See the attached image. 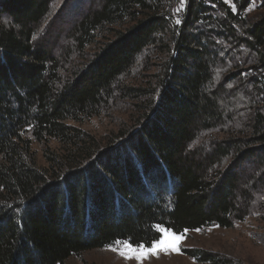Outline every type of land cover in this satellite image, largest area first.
I'll list each match as a JSON object with an SVG mask.
<instances>
[{"label": "trees", "instance_id": "16d2710c", "mask_svg": "<svg viewBox=\"0 0 264 264\" xmlns=\"http://www.w3.org/2000/svg\"><path fill=\"white\" fill-rule=\"evenodd\" d=\"M76 1L59 49L51 24L43 28L54 0H0V264H65L116 239H157L161 222L232 227L264 208V14L243 15L253 0H232L235 12L224 0H188L180 13V0ZM106 26L117 27L113 38L67 75L69 52L83 53ZM226 40L232 66L218 81L217 41ZM158 43L157 93L120 85ZM120 94L148 104L118 142L72 124ZM31 138L60 145L46 150L47 166Z\"/></svg>", "mask_w": 264, "mask_h": 264}, {"label": "rangeland", "instance_id": "374dc122", "mask_svg": "<svg viewBox=\"0 0 264 264\" xmlns=\"http://www.w3.org/2000/svg\"><path fill=\"white\" fill-rule=\"evenodd\" d=\"M224 1L228 2V0ZM61 8L62 10L59 12ZM80 8L79 1L76 0H54L51 13L43 28L51 24L52 29L48 37L58 38L59 49L68 45V41L65 40L66 37L64 38L63 29L67 28ZM262 14H264V0H253L243 15L258 17ZM113 28L117 27L106 26L99 30L96 40L88 45L83 53L69 52L68 57L63 61L69 69L66 72L67 75L83 66L82 64L90 59L104 43L113 38L115 34ZM118 28H123V26H118ZM57 35H61V37H57ZM217 45L220 49V60L215 77L218 81H222L224 72L232 66L228 60L234 54L235 46L227 40L217 41ZM163 48L164 46L158 43L143 51L131 70L122 77L120 85L133 90L138 88L150 90V93H157L162 65L166 59ZM140 104L146 106L148 102H141V100H135L133 97L123 98L120 94L109 101L100 114L85 119L81 123H70L80 125L99 138L103 144L110 141L118 142L121 140L119 135H126L141 124L144 118V109H141ZM31 140V149L37 165L40 167L47 166L46 150L58 151L60 145L55 140L44 143L33 138ZM194 249L208 250L225 255L232 258L234 264H264V208L258 204L245 220L235 223L232 227L214 225L202 228L199 232L188 231L185 240L182 242L181 253H161L158 257L153 256L144 260L143 264H196V260L187 254V251ZM65 264H137V261L135 259L125 260L118 253L103 247L73 255L65 260Z\"/></svg>", "mask_w": 264, "mask_h": 264}, {"label": "snow or ice", "instance_id": "6c2138e0", "mask_svg": "<svg viewBox=\"0 0 264 264\" xmlns=\"http://www.w3.org/2000/svg\"><path fill=\"white\" fill-rule=\"evenodd\" d=\"M231 3L232 11L237 10L236 3L228 0ZM188 0H180L179 6L175 9L176 13L185 10ZM177 25L182 23L180 18L175 20ZM218 227V226H217ZM155 230L159 232V237L147 242L137 241L132 239H116L112 244L107 245L111 251L118 253V255L125 260L135 259L137 264H143L144 260L150 257H158L161 253H181L182 242L186 238L189 229L183 230L174 228L172 225H165L163 222L154 226ZM195 231H201L200 228Z\"/></svg>", "mask_w": 264, "mask_h": 264}]
</instances>
